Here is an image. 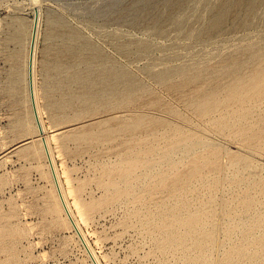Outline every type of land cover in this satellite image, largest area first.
<instances>
[{
  "label": "rangeland",
  "instance_id": "obj_1",
  "mask_svg": "<svg viewBox=\"0 0 264 264\" xmlns=\"http://www.w3.org/2000/svg\"><path fill=\"white\" fill-rule=\"evenodd\" d=\"M216 1L0 0V264H92L58 204L47 157L34 135L26 47L35 12L34 85L43 136L69 208L98 264H187L204 256L191 240L182 247L164 241L159 220L179 201L202 217L212 214L208 264H220L224 251L247 236L249 216L240 207L241 198L247 194L253 211H264V191L257 184L264 181L263 138H250L249 131L239 134L247 122L218 130L213 120L194 114L189 106L193 94L168 93L152 77L195 62L222 69L234 53L241 59L253 51L264 54V4L256 1L250 14L244 0L228 10L218 32L196 35L214 17ZM72 34L73 53L63 47ZM142 47L148 49L142 52ZM242 61L248 69L249 63ZM110 68L129 74L142 89L139 101L125 100L116 108L93 99ZM219 78V85L230 80L222 74ZM214 87L204 86L199 98ZM227 108L222 115L237 110L234 104ZM167 109L173 114L164 113ZM136 113L161 115L175 128L161 130L168 139L110 137L119 121ZM257 114H264V106L251 119ZM254 126L253 132L264 137V123ZM25 140L28 147H21L29 156H23L21 147L12 148ZM186 144L197 145L200 154L215 153L199 177L188 174L197 154L184 153ZM134 156L139 164L148 156L149 174L139 164L125 172ZM159 170L168 172L162 183ZM226 229L231 236H225ZM166 231L182 233L181 228ZM244 246L246 257L252 247Z\"/></svg>",
  "mask_w": 264,
  "mask_h": 264
},
{
  "label": "bare ground",
  "instance_id": "obj_2",
  "mask_svg": "<svg viewBox=\"0 0 264 264\" xmlns=\"http://www.w3.org/2000/svg\"><path fill=\"white\" fill-rule=\"evenodd\" d=\"M255 1L259 2L260 4H264V0H251V1L247 0L246 2H247L248 14H250V12L253 11L254 6H255ZM242 2H244V0L235 1L234 3H229L227 0H217L216 3H214L215 4L214 6L216 8V13L214 17L210 21H208L206 24H204L201 28L199 29L197 28L198 33H196V35L203 36L205 34H209L212 32H218L222 28V25L227 16L228 10L231 8L239 7ZM37 28H39L38 27V14L37 12H35L34 18L31 19L30 32L28 34L29 38H28L27 47H26V67L28 68L27 69L28 78L26 82H27L28 90L31 89V93L33 97L32 100H33L34 111H35L37 120L35 119L31 99H30V102H31V107H32L35 123L37 125L36 128H38V131L39 130L42 131V134L41 135L39 134L40 139L41 141L43 139L45 143V148L47 152L45 151V149L44 151L47 157V161H48V164L50 162V166L52 167L53 172H54V176L56 180V185L54 183V188L56 187L55 193H56L58 204L69 226L74 230L79 241L85 247L87 251L86 253H88L92 264H98L95 256L93 255V253L91 252V250L89 249L87 245L85 237L81 233V230H80V227L77 221L73 217V214L69 208L68 202L61 189V186L59 184V181H58L55 169H54V165H53V161H52V158L49 152L47 140L45 136H43L44 128H43V125H42V122L39 116V111L37 108L35 85H34V62H35V52H36V44H37L36 43L37 42L36 40L37 31H38ZM75 36H76L75 34H72L69 37L70 43L63 46V47H67L68 48L67 50L72 53L74 52L73 51V47H74L73 40L76 39ZM147 49L148 47H142L140 50L143 52V51H146ZM75 54H77L79 59H82L80 51L76 50ZM94 55L98 56L99 54H97L95 51ZM244 59L249 63L248 69L243 68L244 63H246L242 61ZM221 74L227 75L229 77L230 80L228 81V84L219 85V81H220L219 77ZM206 75H209V78H206L205 77ZM152 77L168 93L180 94V93L189 91L190 95L193 94V96L195 97L189 102V106L193 110L194 114L200 119L206 118V120L207 119L213 120L212 124H214L218 130L224 132L225 130L227 131L228 129H230L234 125L233 123L235 122L239 125H243V123L247 122L249 125L242 127L245 129H242V128H241L242 130H240V128L237 129L238 132L240 130L239 134H241L244 131H249V133L251 134L250 138H257V139L263 138L264 140V137L263 136L261 137V133L253 132L255 128L254 126L255 124L257 125V123L258 124L264 123V114H261V115L257 114L258 117L256 116L257 117L256 120L251 119L253 114H256L258 109L264 106V54L261 55L253 51L251 53H246L245 57L241 59V57L238 56L237 53H234L233 56L230 58L229 63L224 65L222 69H208V67L200 66L199 62H195L192 64L179 66L175 69H164L161 72L152 73ZM174 79L177 80L176 83H172ZM212 84L215 86L212 89V92L206 96H202V98H199V94L201 93L200 90L204 89V86H206L207 88V87L212 86ZM141 91L142 89L136 86V84L132 81V78L129 76V74L125 70L110 68L109 70H107V76L102 81L101 92L95 94L93 96V99L99 100L101 102L110 103V104L115 105L116 108H120V106L124 104L125 100H127L128 104H130V99H135V101L132 100L133 102L139 101V97H140L139 93ZM219 94L221 95V98L223 96L222 99L217 98L219 97ZM28 96L30 97L29 91H28ZM230 104L236 105L237 110L236 111L231 110L232 112L230 114H227L225 116L222 115L221 112L224 110H227L228 109L227 107H229ZM164 113L173 114V112L168 109L165 110ZM251 120L253 123L251 122ZM251 123L253 124V126L251 125ZM172 128H175V126H173L171 122L168 121V119L166 120L161 115H154L152 113L150 114L149 113H136L134 115L129 116L127 119L119 121L117 127L114 130L110 131V137H117L118 135H122L124 136V140L128 142H132V141L141 142L143 140H149V139H151L152 141L158 138L168 139V137L166 136L167 133L161 130L172 129ZM177 129L179 130V128ZM182 137L183 135H179V139H182ZM170 139L171 138H169V140ZM183 147H184V153L197 154L196 156L197 160H194L190 164L188 174L190 176L199 177V174L202 172V167L205 166L211 159L215 158L214 157L215 153H208L205 155L197 153L198 146L193 145V144H190V145L186 144ZM170 152L172 151H168L165 153H170ZM144 154L148 155L147 153H144ZM165 155L167 156V154ZM209 158L211 159L209 160ZM150 160L153 161V159H150ZM139 162L140 161H139L138 156H134L133 159L130 160L127 166V169H125V172L128 173L132 169L133 170L136 169L139 165L145 168L144 169L146 170L145 172H148L147 170L152 169L151 168L152 164L150 163L148 156H146V159L142 160L140 164ZM172 162L173 160L171 161V164ZM174 163L176 164V161ZM175 164L169 166L171 168L170 173H172V171L175 170L176 168ZM160 166L158 169H160ZM149 172L146 174H149ZM156 173L158 175V178H157L158 182L159 183L164 182L163 178L167 176L168 172H162L159 170L158 172L156 171ZM148 176L149 175H147V177ZM125 177H127V175ZM144 178L145 177L141 179H144ZM178 180L179 179L175 178L174 182ZM182 180L184 181V179ZM52 182H54V180ZM257 184L260 187L261 191L262 190L264 191V181H259ZM210 203L211 201L209 200L205 203V205L209 206ZM49 207L52 208V206H49ZM240 207L244 211V213L249 216L248 217L249 220H247L248 221L247 236L243 238V240L241 239L242 241L239 242L238 244H235L234 246L227 249L226 252L224 251V253L221 256V259L219 260L220 264H264V256H263V253H264V211H261V212L253 211V208H254L253 201L247 197V194H245L244 197L241 198ZM210 218L213 219L211 212L208 213L206 216L202 217L201 211L190 212L186 207V203L184 201H179L178 206H176L175 208L164 210L163 216L161 220H159V227L163 229L164 231V241L166 243L174 244L177 247H182L183 242H185L186 240H191L193 249L203 252L204 256H197L194 258H190L187 264H198V263L208 264L209 263L208 255L211 253V247L214 242V229L213 227L208 226V224L210 225ZM174 228L175 229L181 228L182 233L177 234V235H174L171 232L170 234L166 233L167 232L166 230L168 229L173 230ZM229 232H230V229H226V234H225L226 237L230 235ZM245 242L249 246L252 247V250L249 253V256H246V257L244 255L247 254V252L249 251H247V249L244 246ZM242 260H244L246 263L245 262L241 263Z\"/></svg>",
  "mask_w": 264,
  "mask_h": 264
},
{
  "label": "crops",
  "instance_id": "obj_3",
  "mask_svg": "<svg viewBox=\"0 0 264 264\" xmlns=\"http://www.w3.org/2000/svg\"><path fill=\"white\" fill-rule=\"evenodd\" d=\"M33 120H34V125H35V129H36V133L34 134L35 135V137L38 139V142H39V140H40V145H41V147H42V150L44 151V147H43V145H42V141H41V139H40V135H39V131H38V128H36L37 127V125H36V123H35V119H34V116H33ZM39 137V138H38ZM28 142L25 140L24 141V143L22 144V143H19V144H16L15 146H13L12 148L13 149H16V148H20L22 145L23 146H26L27 145V147H28ZM22 149V154H23V156H29V155H27L26 154V152H25V149H26V147H21ZM44 153H45V151H44ZM3 153H1V155H2ZM0 155V158L2 157ZM46 155V154H45Z\"/></svg>",
  "mask_w": 264,
  "mask_h": 264
},
{
  "label": "water",
  "instance_id": "obj_4",
  "mask_svg": "<svg viewBox=\"0 0 264 264\" xmlns=\"http://www.w3.org/2000/svg\"><path fill=\"white\" fill-rule=\"evenodd\" d=\"M29 93H30V99H31V101H32V105H33V100H32L33 97H32V93H31V89L29 90ZM33 111H34V105H33ZM34 115H35V119H36L35 111H34ZM36 120H37V119H36ZM39 134H40V135L42 134V131H41V130H39ZM42 144H43V147H44V149H45V151H46L45 143H44L43 139H42ZM46 152H47V151H46ZM49 167H50V172H51L52 179L54 180V183H55V185H56V180H55L54 172H53L52 167L50 166V162H49Z\"/></svg>",
  "mask_w": 264,
  "mask_h": 264
}]
</instances>
